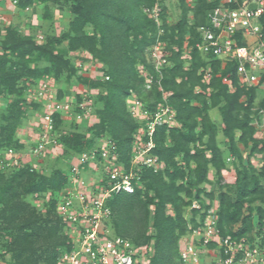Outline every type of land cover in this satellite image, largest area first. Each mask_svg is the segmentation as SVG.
<instances>
[{
	"label": "trees",
	"instance_id": "1",
	"mask_svg": "<svg viewBox=\"0 0 264 264\" xmlns=\"http://www.w3.org/2000/svg\"><path fill=\"white\" fill-rule=\"evenodd\" d=\"M161 1L77 0L79 8L75 11L76 17L71 25V32L74 34L72 41L79 40L82 47L88 46L87 49L92 55L108 67L107 77L110 81L109 91L105 98V103L108 106L106 117L109 118L108 123L114 129L113 150L118 156L116 163L126 168L129 162L132 134L138 128V125L125 114L123 108L122 99L129 95L130 89L134 87L133 79L137 78L130 66L133 61H130L127 54L128 51L132 54L145 52L156 42L155 24L143 10L151 11L158 2L161 7L158 17L164 21L162 13L164 6L162 7ZM186 1L178 0L182 16L181 21L174 28L180 29V36L184 33L182 28L185 13L191 11ZM218 3V0H195L193 12L197 17L195 25L189 28L194 32L192 31L193 40L189 43L192 47V61L188 69H184L182 66L180 52L173 50V47L178 46L179 43L174 42L172 38L178 37V35H173L174 31L171 30V35L166 37L163 34L159 37V40L166 44V49L170 54L167 60L168 65L162 72L160 87L165 93L171 94L168 98L169 106L175 111V120L179 126L178 128H168L166 125L156 127L151 137L153 148L150 155L155 157L158 162H162L165 167L172 169V173L165 170L170 182L166 183L160 177V172L153 173L150 168L143 169L142 179L149 181L144 184V187L146 191L149 190L153 193V211L147 208L146 203L141 200L142 192L137 190L131 194L120 191L113 194L108 200V207L111 211L109 227L113 235L129 240L134 247H148L150 241L153 240L154 257L151 264H181L178 254L179 239L189 235L191 229L200 226L211 208V206L199 205L201 207L198 209H192L193 219L190 221H187L181 212V206L190 207L193 201L199 200V194L204 192L201 191L200 185L207 182L209 168L213 169L219 182L222 180L221 172L226 166L222 157L224 156L223 150L217 146L216 142L219 133L224 139L226 155L237 163V168L234 171L236 190L234 201H231L225 193L218 199L216 216L220 234L222 237L231 236L235 240H239L248 237L254 231H259L263 225L264 185L261 181L264 182V161L261 171L256 173L250 162L246 161L245 165L242 164L243 157L237 144L242 145L244 149H249L245 157L247 160L257 154L264 153V140L255 137L256 129L252 125L253 120L259 119V111L264 109V98L258 107L253 109L256 90L259 84L264 81V77L260 79L256 87H240L234 61L223 62L212 55L201 54L202 57L194 48L195 43L199 41V27L208 25L207 16L219 5ZM87 23L99 29L103 42L100 44L106 49L108 47V51H106L110 64L102 59L104 57L102 52L96 51L92 45L93 39L87 38L82 32V27ZM162 26L164 29L166 28V25ZM148 32L151 34L149 37L146 36ZM130 34L133 35L132 45L138 46L135 50H131L132 46L129 44L128 36ZM188 34L190 35V33ZM12 38L19 41L14 35ZM25 41L31 44L30 41ZM84 42H88V45ZM17 44H14L13 48ZM25 53L27 54V51ZM117 57L121 61L117 60ZM201 57L204 60H201ZM53 58L64 63L59 57L53 56ZM207 64L211 67L209 71L197 75V71L205 68ZM23 73L30 75L33 74V71L27 68ZM153 73L151 71L154 77ZM206 76H208L207 83H203ZM16 78L11 74L2 86H8L9 92L12 93ZM152 86H154L152 90L158 89L155 83ZM157 92L160 93L158 90ZM192 101L196 105H191ZM214 109L219 113L217 122L211 121L209 117V111ZM53 118L55 122L58 121L56 115ZM105 120L101 119V123ZM165 140L170 142L169 146L164 145ZM62 147L63 154H65L63 157L67 161H70L73 156L94 148L91 146L92 148L86 149L82 145V149H79V144L73 148L68 146L71 150L63 144ZM96 149L99 152L100 149L97 145ZM178 154L183 156V165L187 169L186 174L173 161L175 155ZM97 157L101 160L100 155ZM12 174V178L5 181L0 188V205L2 206L0 217L8 224L7 230L12 228L15 231L13 241L6 253L18 260L20 264L23 262L39 264L42 261L46 264H56L59 253L69 248L64 224L55 212L56 195L68 186L67 176L61 170L53 171L50 176L41 175L28 165L19 167ZM185 175L187 177L185 185L181 183L176 186V180H183ZM25 177H27V182L22 189V195L49 193L48 204L54 220L42 219L36 215L34 210L30 211L29 207L19 199V195L15 192L16 182ZM180 193H183V197L188 199L187 202L184 203ZM253 204L255 207H251ZM136 206L143 210V227L138 230H136L135 224L137 219L134 216ZM166 206L172 207L174 216L166 214ZM254 213L257 216L255 225L252 223ZM19 218L21 223L13 225L12 222ZM149 223H151L152 233L146 235L145 230ZM189 225L190 227H188ZM37 252L40 254L37 255Z\"/></svg>",
	"mask_w": 264,
	"mask_h": 264
},
{
	"label": "rangeland",
	"instance_id": "2",
	"mask_svg": "<svg viewBox=\"0 0 264 264\" xmlns=\"http://www.w3.org/2000/svg\"><path fill=\"white\" fill-rule=\"evenodd\" d=\"M161 2L163 3L162 7L164 6V11H162L164 21H161L159 17L154 19L155 13L143 10L155 24L156 42L145 52L132 54L128 51L127 54L130 61H133L130 66L137 78L133 79L134 87L130 89L129 95L122 99L123 108L125 114L138 125V128L132 134L129 162L126 168L116 163L118 156L113 150L114 129L109 125V118L106 117L108 106L105 103V98L109 91L110 81L107 77L108 67L92 55L87 49L88 46L82 47L79 40L72 41L74 34L71 32V25L76 17L75 11L79 8L77 0H0V188L5 181L12 178V173L23 165H28L33 171L45 176L52 175L55 170H61L69 179L72 174L71 167H78V157L85 154L89 160L88 165L79 166L77 173H73L79 179L78 191L91 194L101 186L111 187L115 183L108 180L107 176L110 169L113 168L118 171L119 176L123 173L126 174L125 172L130 174V193L135 190L141 191V200L146 203L150 211H153V193L149 190L146 191L144 187V184L149 181L142 179L143 169L150 168L152 171L156 170L153 173L160 172V177L166 183H169L170 180L167 179L165 170L172 173V169L165 167L162 162H158L157 167L144 164L148 158L152 157L150 155L152 149L147 150V142H149L147 126L152 118L160 112L162 106L169 108L167 113L164 110L166 114L162 117L163 120L170 117L165 125L168 128H178L179 126L175 120V111L169 106L168 98L171 94L165 93L160 87L162 72L168 65L167 60L170 54L166 49V44L161 42L159 37L163 34L166 37L171 35V30L174 31L173 35H178V37L172 38L174 42L179 43L178 46L173 47V50L180 52L182 66L184 69H188L192 61V47L189 43L193 40V30L190 31L189 28L195 25L197 17L193 12L195 0H187L186 4L191 11L185 13L182 28L184 33L180 36V29L174 28L179 24L182 16L178 0H162ZM162 25H166V28L164 29ZM82 32L87 38L93 39L92 45L96 51L102 52L104 56L102 59L110 64V59L107 57L108 47L106 49L100 44L103 42L99 29L87 23L82 27ZM13 35L19 41H15L12 38ZM150 35L149 32L146 33L147 37ZM179 37L181 38L180 42ZM25 40L30 41L31 44ZM128 40L132 46L131 50H135L138 46L132 45V34L128 36ZM84 43L88 45V42ZM14 44H17L15 48H13ZM163 55L166 63L162 64L161 57ZM53 56L61 58L65 64L54 59ZM202 57L201 60H204ZM117 60L121 61L119 57ZM27 68L32 70L33 74L24 75L23 72ZM209 68L211 67L207 64L205 68L197 71V75L209 71ZM151 71L154 72V77ZM11 74L17 77L12 93L9 92L8 86H2ZM207 80L208 76L203 79V83H207ZM154 83L160 93L157 90H152ZM196 91L199 90L196 89ZM263 98L264 85L256 91L253 109L258 107ZM191 105L196 104L192 101ZM218 114V110H210L211 121L217 122ZM55 115L58 117L56 122L53 118ZM48 116L52 119L50 127ZM101 119L106 120L101 123ZM100 125L101 127H99ZM258 126L255 137L262 139L264 128L259 129ZM166 140L164 145L169 146L170 142ZM216 142L225 156L224 139L220 133L216 137ZM62 144L67 148L68 146L77 147L79 144V149H82V145L86 149L91 146L95 149L73 156L70 161H67L63 157L65 154H63ZM96 145L100 149L99 151L104 154V158L101 160L97 156L91 158L92 151L97 150ZM39 146L42 148L40 149ZM237 148L242 153V164L245 165L246 161L250 162L256 173H259L264 161V153L257 154L247 160L245 157L249 149H244L240 144H237ZM224 156L222 157L226 167L221 172L222 180L219 182L213 169L209 168L207 182L200 185L201 191L204 192L199 194V200L193 201L190 207L181 206L182 215L187 221L193 219L192 209L211 206L210 209L215 210L216 205H219L218 199L224 193L231 201H234L236 197L234 171L237 168V163L230 156ZM173 161L185 174L187 173L181 154L175 155ZM26 178L16 182L15 192L19 195V199L29 207L30 211L34 210L36 215L42 219H53L48 204L49 193L22 195V189L27 182ZM117 181L120 179L118 178ZM186 181L185 175L183 180H176L175 184L176 186L181 183L185 185ZM261 182L264 185V182ZM179 195L184 196L183 193ZM183 199L184 203L188 201L187 198L183 197ZM56 207H58L57 204L55 212ZM251 207H255V204ZM166 214L174 216L172 207L166 206ZM134 216L137 219L135 224L136 230H138L143 227L141 207L136 206ZM19 220L20 218L12 222L13 225H19L21 223ZM256 222L257 216L254 213L252 216L253 225ZM7 225L0 217V264H20L18 260L6 253L15 232L12 228L7 230ZM145 231L146 235H151V223ZM183 239H179L178 248L179 242ZM39 254L40 252H37V255ZM153 257L154 241L151 240L147 247L146 263L151 264ZM21 264H30V262ZM39 264H46V262L42 261Z\"/></svg>",
	"mask_w": 264,
	"mask_h": 264
},
{
	"label": "built area",
	"instance_id": "3",
	"mask_svg": "<svg viewBox=\"0 0 264 264\" xmlns=\"http://www.w3.org/2000/svg\"><path fill=\"white\" fill-rule=\"evenodd\" d=\"M218 1L219 5L207 16L208 25L199 27V41L194 48L202 55H212L223 62L234 61L239 86L256 87L264 76V0ZM149 13H155L153 18L158 19V2ZM161 58L162 64L166 63L164 55ZM164 110L167 113L169 108L162 106L147 126L148 151L153 148L151 137L155 128L167 124L170 119H162L166 114ZM258 116L252 125L255 129L257 125L263 129L264 109ZM47 119L50 127L52 119L50 116ZM97 155L104 158L103 152L96 150L92 151L91 158ZM78 158L79 166L88 165L85 154ZM144 164L157 167L158 161L151 157ZM78 167H71L68 186L56 195V214L64 224L69 247L59 253L56 264H147V247H134L129 240L112 235L109 227L111 211L108 200L120 191L132 193L130 174L119 176L112 168L107 179L115 184L101 186L91 194L82 193L77 190L79 179L73 175ZM118 178L120 181L116 182ZM217 208L209 209L201 225L191 229L190 234L179 242L180 263L205 264L203 259L208 256V264H264V221L261 229L248 237L239 240L222 237L217 226Z\"/></svg>",
	"mask_w": 264,
	"mask_h": 264
},
{
	"label": "crops",
	"instance_id": "4",
	"mask_svg": "<svg viewBox=\"0 0 264 264\" xmlns=\"http://www.w3.org/2000/svg\"><path fill=\"white\" fill-rule=\"evenodd\" d=\"M264 77V76H263ZM227 83V82H226ZM229 84V83H228ZM262 85H264V81L262 82ZM261 84H259V88L262 86ZM259 88H257V89H259ZM257 91V90H256ZM258 132V131H257ZM216 208H217V205H216ZM203 260H205V264H208L209 262H208V260H210V258L207 256L206 258H204Z\"/></svg>",
	"mask_w": 264,
	"mask_h": 264
}]
</instances>
